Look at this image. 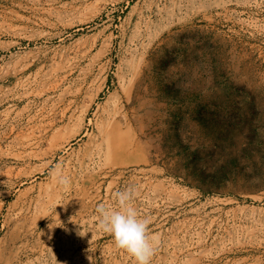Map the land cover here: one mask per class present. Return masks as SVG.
<instances>
[{
  "label": "rangeland",
  "instance_id": "374dc122",
  "mask_svg": "<svg viewBox=\"0 0 264 264\" xmlns=\"http://www.w3.org/2000/svg\"><path fill=\"white\" fill-rule=\"evenodd\" d=\"M126 188L150 264H264V0H0V264H136Z\"/></svg>",
  "mask_w": 264,
  "mask_h": 264
},
{
  "label": "clouds",
  "instance_id": "9594fccd",
  "mask_svg": "<svg viewBox=\"0 0 264 264\" xmlns=\"http://www.w3.org/2000/svg\"><path fill=\"white\" fill-rule=\"evenodd\" d=\"M53 178L57 184L69 183V177L58 167ZM135 192L132 188L117 190L114 193L115 207L97 206L99 230L111 236L116 249L124 250L136 264H150L156 250V237H149L150 220L141 218L133 204ZM57 224H53L51 227ZM50 227V228H51ZM86 233V232H85ZM80 234V235H84Z\"/></svg>",
  "mask_w": 264,
  "mask_h": 264
},
{
  "label": "bare ground",
  "instance_id": "6f19581e",
  "mask_svg": "<svg viewBox=\"0 0 264 264\" xmlns=\"http://www.w3.org/2000/svg\"><path fill=\"white\" fill-rule=\"evenodd\" d=\"M115 119V118H114ZM105 122H107V121H105ZM120 124V123H119ZM111 125V124H110ZM115 126V125H114ZM118 126H120V125H118ZM112 127V126H111ZM124 142V141H123ZM124 145V144H123ZM133 145V144H132ZM129 146V145H128ZM127 147V146H126ZM130 147V146H129ZM95 149V148H94ZM97 149H98V147H97ZM111 149V148H110ZM101 150V149H100ZM115 150H117V149H115ZM121 150V149H120ZM121 151H123V150H121ZM93 152V151H92ZM118 152H120V151H118ZM120 153H122V152H120ZM124 154V153H123ZM117 155H120L119 153L117 154ZM38 155H33V157H37ZM96 157V156H95ZM113 158V157H112ZM111 160V159H110ZM109 165V164H108ZM9 174V172L7 173V175ZM92 179H94V178H92ZM91 180V179H90ZM54 183H55V181H54ZM53 184V183H52ZM57 185V184H56ZM50 187V186H49ZM54 187V186H53ZM85 188V187H84ZM50 189V188H49ZM53 189V188H52ZM53 191H54V189H53ZM76 194V193H75ZM50 196V195H49ZM48 197V196H47Z\"/></svg>",
  "mask_w": 264,
  "mask_h": 264
}]
</instances>
